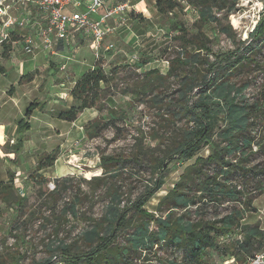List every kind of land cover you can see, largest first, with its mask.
Wrapping results in <instances>:
<instances>
[{"label":"rangeland","instance_id":"obj_1","mask_svg":"<svg viewBox=\"0 0 264 264\" xmlns=\"http://www.w3.org/2000/svg\"><path fill=\"white\" fill-rule=\"evenodd\" d=\"M120 1L123 0H114L108 7ZM192 1L194 4L190 0H178L180 6L172 14L158 15L153 0L139 2L131 0L133 6L126 12V23L120 26L125 32L123 31L120 38H114L117 27L107 35L103 39L97 56L87 40L81 43L82 47L77 51L78 54L75 53V57L72 49H65V57L61 61L64 66L65 62L71 63L75 58L80 59L81 54L85 52L89 56L87 61L90 66L92 62L94 64L101 59L106 72L110 73L112 70L115 72L111 90L102 98L100 106L83 110V113H80L73 122L55 118L57 111L62 110L65 103L52 104V101H64V97L69 94L72 82L82 72L71 68L60 70L56 68V64L46 66L44 60L40 58L36 68L24 74L31 73L32 76L24 77L19 81L20 84H26L29 87L25 86L27 95L20 97L19 103H16L15 100H8L9 96L5 91L9 90L8 93L11 94L15 87L19 86L16 69L11 65L16 58L14 56H17L21 50L18 49L11 56L10 52L13 51L11 44H7L10 45V50H6V45L3 48L0 46L3 49V51L0 50V115L9 108V113L13 114L12 120H15L14 117H18L21 112L23 114L32 101L40 100V105H43L42 108L33 110L34 118H31V127L18 133L14 132L11 140L9 139L2 147L4 153L0 150V155L4 156L3 159L0 158V169L4 172L2 174L0 172V180L5 178L7 180L8 171L12 172L13 195L22 199L21 206L12 201L8 203L0 201V264H40L44 259H50L52 264H69L70 262L63 261L59 249L52 250L51 243L54 244L58 240L66 243L70 247L71 254L89 251L83 234L93 224L99 222L102 223L101 234L108 229V223L104 217L109 211L111 198L115 193L119 196L118 209L128 210L125 216L127 224L115 230L117 235L115 242L107 251L112 264H128L124 259L126 257L132 264L146 262L166 264L169 260L184 264L183 250L167 243L155 245L150 252L132 249L126 250V253L121 252L123 247L128 245V238L135 232V227L140 221V215L131 209L132 203L145 193L152 186L156 176L162 173L161 188L143 206L146 211L153 213L156 217H164L170 212L172 218L185 213L190 219L203 216L205 219L212 220L236 207L244 211L242 223H258L264 228V152L257 151L254 145L259 141L264 145V111L251 119L248 126L246 134L252 139V154L242 158L247 170L236 169L224 177L221 174L223 165L221 162L204 165L208 175L216 173L219 180L229 185H236L237 189L241 190L239 202L226 199L221 203H214L202 199L196 205L190 204L186 208L173 209L170 202L160 203L167 193L178 187L187 166L194 165L198 157L204 158L209 155L215 142L220 146L226 144V141L221 139L225 128L221 119L215 123L211 138L192 158L175 156L172 159H166L169 161L168 164L158 174L152 173L149 168L132 163L117 169L113 164H110L106 170L101 167V156H129L134 151L136 139L141 138L144 147L148 145L153 147L159 138L157 134H161L160 127L163 126V116L167 115V103L171 97H178L176 82L182 71L167 78L163 83L156 82L151 92H141V85L149 79L153 81L155 75L163 77L171 61L184 55L180 31L174 28V22L181 23L186 31L185 36L201 31L208 39V50H199L202 60L194 63L198 71L199 85L203 83L205 76L212 81L227 77L237 87L245 86L240 95L244 104H253L263 99L264 43L249 54L253 60H245L234 68L221 69L217 76L216 73L215 75L207 73L204 65L206 58L209 62H215L223 53H229L238 48H242L241 52L247 51L244 49L245 43L240 41H250L248 34L260 16L261 0H203L207 1V5L211 8L208 16H214L215 21H211L210 18L201 20L199 12L204 9V6L198 5L200 0ZM11 13L15 15V11ZM108 24L112 27L116 26L109 22ZM226 24L233 29L231 36L221 30ZM257 42L254 41L252 46L255 47ZM110 43L113 47L105 50L104 47ZM17 46L15 45V48ZM187 51L191 54L198 52L195 46L191 45H187ZM53 58L56 63L60 60L58 57ZM138 63L142 66L138 67ZM151 72L153 73L148 76ZM34 78H36L35 82H31ZM201 86L193 90L192 101H196L199 95L203 94ZM21 89H19L20 93L18 90L14 99L21 95ZM157 94L163 98L162 103L156 104L152 100ZM110 111L117 117L118 130L109 127L98 136L87 137L83 130L84 124L96 118L107 119ZM186 123L187 120L182 119L177 121V126ZM2 141L3 135L0 143ZM55 149L58 151L57 161L37 171L36 165L40 157ZM154 153L157 152L154 150ZM223 154L226 161L234 162L236 160L234 158H239L228 151H224ZM3 160H8L5 166H3ZM7 165H10L11 169ZM115 171L119 175L112 177L111 174ZM38 175L46 177L45 184L38 182L36 179ZM94 177H100L101 180H95ZM50 183L54 185L53 188ZM183 191L189 196L196 197L200 194L193 181L183 187ZM248 199L252 201L251 210L243 204ZM150 225L154 223L151 222ZM230 237L237 239L240 235L239 233L229 234L219 237V240L226 242ZM205 257L208 262L215 263L221 261L224 256L212 249H207ZM146 258L148 260L144 262ZM102 262L103 260L101 264H106Z\"/></svg>","mask_w":264,"mask_h":264},{"label":"trees","instance_id":"obj_2","mask_svg":"<svg viewBox=\"0 0 264 264\" xmlns=\"http://www.w3.org/2000/svg\"><path fill=\"white\" fill-rule=\"evenodd\" d=\"M156 12L158 15L172 14L180 6L178 0H153ZM192 4L194 2L190 0ZM262 2V11L259 19L253 30L248 34L250 41H240L245 43L244 49L238 48L229 53H223L218 56L217 61L209 62L206 58L205 70L207 73H212L216 76L221 69L234 68L237 64L243 61L253 60L249 54L253 49H257L264 43V0ZM198 5L204 6L200 10L201 20L209 19L215 21L214 16L210 14V7L207 1L200 0ZM139 17L141 15L139 14ZM174 28L180 31V39L184 50V55H180L175 61H171L165 75H155L149 79L145 84L141 85V92L147 93L152 91V86L156 82L163 83L167 78L175 76L176 73L182 71L177 80L178 97H171L167 103V115L163 116V126H161V134L153 147H144L142 139H136L134 151L131 155L122 156H101V167L107 169L110 164H113L115 169L117 167H124L127 164H136L139 167H146L154 173L158 174L162 170V165L166 159L177 158H192L196 152L200 150L202 145L211 138L215 123L221 119L224 122L225 128L222 131L221 139L226 141V144L220 146L215 142L212 147V152L206 157H198L194 165L187 166L182 174V181L178 183V187L167 193L162 203H171V208H186L190 204L196 205L202 199L214 203H221L226 199L239 202L241 200V190L237 189L236 185H229L225 181L218 179L216 173L208 175L204 165L213 162H221V174L225 177L230 172L236 169L247 170L242 158H246L252 154L251 144L252 139L246 134L251 119L264 111V97L259 102L253 104H244L242 102V94L245 86H236L231 83L229 78L221 77L218 80H213L204 77L203 83L198 84V71L194 63L200 58L199 50H208V39L200 31L196 34L185 36V29L181 23L174 22ZM221 30L228 36H231L233 29L229 24L224 25ZM12 41L19 40L16 36L11 37ZM254 41H258L255 47L252 46ZM195 46L198 52L191 54L187 51V45ZM6 50H10V45L6 44ZM144 62H142L143 64ZM142 64H137L141 67ZM156 72V71H154ZM153 72L149 73L151 75ZM32 76V74L22 75L19 81L24 77ZM115 72L110 73L103 69L101 59L94 62L93 67L85 70L74 82L69 90V95L72 97L74 103L65 110L57 112V117L69 122L75 121L83 110L88 108H97L105 95L110 92L111 84L114 80ZM203 87L196 101H192V92L198 87ZM12 89V87L10 88ZM9 91V90H8ZM150 94V93H149ZM156 104L162 103L163 98L160 95L153 97ZM41 103L32 101L25 109L24 118L17 123V130H27L30 128L29 117L32 115L34 109L42 107ZM122 115V114H121ZM182 119L187 120L186 124L177 126V121ZM117 117L114 112H109L107 119H92L83 126V130L87 137L98 136L102 131L109 127L118 130L116 123ZM190 122L192 123L190 125ZM2 137V129L0 127V139ZM262 142H256L254 145L257 151L264 152V145ZM151 150L152 152L148 151ZM155 152L157 153H154ZM224 151L234 153L236 159L234 162L226 161L224 159ZM152 156V157H150ZM58 157L57 149L49 153L43 154L37 165L36 170L49 167L54 164ZM241 159V160H240ZM164 169V168H163ZM249 170V169H248ZM263 172V170H261ZM39 174V173H38ZM163 174V173H162ZM157 175L151 187L145 193L140 195L131 205V209L140 215V221L135 227V232L128 238V245L123 247L122 253L126 250L132 249L147 250L150 252L153 247L159 243H167L174 248L183 250L182 261L184 264H192L197 262L199 264H212L206 260L207 249H212L216 253L223 255V259L234 256L237 262H243L249 256L259 251L264 247V228L260 227L258 223L247 224L242 223L244 218L243 209L233 207L227 213L211 219H205L199 216L196 219H190L185 213L178 217H173L169 212L166 216H155L153 213L146 211L143 206L147 200L157 192L162 184L163 177ZM117 171L111 174L112 177L118 176ZM95 180H101L100 177H94ZM13 173L8 171L7 180L0 181V201L8 203L12 201L21 206V197L13 195ZM38 182L45 184L46 177L38 175L36 177ZM195 182L199 195L189 196L183 191L189 182ZM263 187V185H262ZM261 187V190H263ZM119 196L117 193L112 195V203L109 206V211L104 219L108 223V229L101 234L102 223H95L92 227L86 230L83 234L84 241L89 247V251L82 254H71L69 245L58 240L54 244L52 250L59 249L62 254L63 261L69 264H112L108 258L109 247L115 242V230L124 227L127 224L126 211L119 210L117 207ZM251 200L243 202L248 210L250 209ZM72 208L74 206H71ZM130 210V208H129ZM154 223V225H150ZM116 225L118 227H116ZM239 233L240 238L234 239L230 237L226 242H221L219 237H225L229 234ZM107 252V253H106ZM125 262L132 264L128 258H124ZM222 259V260H223ZM148 259L146 258L144 262ZM86 263V264H87ZM40 264H52L50 259H44ZM142 264V263H141ZM151 264V263H143ZM159 264H165L160 262ZM166 264H177L175 260L167 261Z\"/></svg>","mask_w":264,"mask_h":264},{"label":"built area","instance_id":"obj_3","mask_svg":"<svg viewBox=\"0 0 264 264\" xmlns=\"http://www.w3.org/2000/svg\"><path fill=\"white\" fill-rule=\"evenodd\" d=\"M260 3L259 13L262 10ZM132 6L131 0L116 2L110 8L106 6L105 0H0V46L15 43L11 37L19 29L25 31L21 36L25 52L33 53L41 48L53 53L65 45L70 49V33L75 31L92 39L97 56L103 39L115 30L108 24L109 20L117 19L118 24H123L126 12ZM13 7H30L38 19V25L31 21L29 14H19L17 10L13 15ZM100 8H103L101 13ZM111 47L112 43L104 49L109 50ZM62 68L64 65H61ZM51 185L53 188L54 185ZM212 264H264V247L240 263L231 256Z\"/></svg>","mask_w":264,"mask_h":264},{"label":"crops","instance_id":"obj_4","mask_svg":"<svg viewBox=\"0 0 264 264\" xmlns=\"http://www.w3.org/2000/svg\"><path fill=\"white\" fill-rule=\"evenodd\" d=\"M114 0H105V2H106V6H108L110 3H112ZM116 1V0H115ZM139 1H141V0H138V2ZM17 10H18V13L19 14H29L30 16H31V21H33L34 22V24L37 26L38 25V19H37V17H36V15H34V12H33V10H30V7H13V10L12 11H15V13L17 12ZM101 12H103V8H100L99 9V13H101ZM126 18H127V15L125 16V21H124V24L126 23ZM109 23H111V24H114V25H116L115 26V30L117 29V27H118V29L116 30V32H115V34H114V38H120L121 37V34L123 33V31L125 32V30H122V28L120 27V26H122L121 24H118V20L117 19H111V20H109ZM28 31V30H27ZM16 33V34H15ZM15 33L13 34V36H16L17 38H19V40H15V43H12L11 45L13 46V51H11L10 53H11V56L14 54V52L16 53V51H18V49H20L21 50V52H19L18 54H17V56H14V57H16L15 58V60H13L12 61V65H11V67L12 68H15L16 69V77H19L18 79H17V84L19 85L18 87H15V89H14V91L10 94V93H8V91H5L6 92V94L9 96H7L8 97V100H15L16 101V103H19V98L20 97H24V96H26L27 94H26V87L25 86H27V87H29V85H26V84H20L19 83V80H20V77L22 76V75H24L26 72H30V71H32L33 69H35L36 68V66L39 64L38 63V61H39V59L41 58V60H44V62H45V65L46 66H49V65H51V64H53V65H55V66H57L56 68H59L60 70H65L66 68L68 69V68H71V69H74V70H78V71H80V72H84L85 70H87L88 68H91V67H93V62H92V65L90 66L89 65V61H87V58H89V56L88 55H86V53L85 52H83L82 54H81V57H80V59H77V58H75L71 63H68V62H65V66H64V68L63 69H61V65H62V63H61V61H62V59H63V57H65L64 55H65V53H64V51H65V49L66 48H68V46L67 45H65L64 46V48L62 49V48H59V49H57L56 51H54L53 53H50V55H49V53L48 52H46V51H43V49H38V50H36V51H34L33 53H27V52H25L24 50H23V48H22V41H21V36L25 33V31H23V30H18V29H16L15 30ZM70 36H71V40H70V46H69V48L71 49H73L72 51H74L73 52V55H74V57H75V53L78 51V50H80V48L82 47V42L83 41H86L87 40V42H88V44L90 45V47H93V42H92V39L88 36V35H82V34H80V33H77V32H75V31H72L71 33H70ZM85 38H87V39H85ZM15 45H18L17 46V48H15ZM4 46H2V48H3ZM0 50H2L3 51V49H1V47H0ZM25 54V55H24ZM77 54H78V52H77ZM53 57H58L60 60H59V62L58 63H56V62H54V58ZM65 59V58H64ZM71 59V58H70ZM70 62V61H69ZM64 63V62H63ZM3 70V73H5V70L4 69H2ZM35 80H36V78H34L31 82H35ZM30 82V83H31ZM74 82H75V80L72 82V85L74 84ZM14 86V85H13ZM20 88H22L21 89V95H19L18 96V98L17 99H14L15 98V95H16V93H18V90L20 89ZM3 89V88H2ZM19 93H20V90H19ZM17 96V95H16ZM11 98V99H10ZM37 102H39L40 103V100L39 101H37ZM57 102H58V104H62V103H65L64 105H63V109L62 110H65V109H67V108H69V106L70 105H72L74 102L72 101V97L69 95V94H67L66 95V97H64V101H55V100H53L52 101V104H57ZM43 107V106H42ZM41 107V108H42ZM60 111V110H59ZM10 112V109L9 108H7V109H5V111L3 112V114L2 115H0V126L2 127V135H3V141L0 143V150L4 153V151L2 150L3 148V146H4V144L10 139V138H12V134L14 133V132H16V133H18V130H17V123H18V121L20 120V119H22V118H24V113L22 114V112L21 113H19L20 115L17 117V116H15L14 117V119L15 120H12V118H11V116L13 115V114H11V113H9ZM58 112V111H57ZM83 113V112H82ZM19 117H21L20 119H18ZM33 117V115H31L30 116V121H29V119H28V121H29V125H31L32 124V118ZM17 118V119H16ZM34 118V117H33ZM55 118H58L57 117V113H56V117ZM76 121V120H75ZM31 127V126H30ZM11 140V139H10ZM3 157L4 156H1L0 155V158H2L3 159ZM8 159V158H7ZM8 160H12V159H8ZM7 160V161H8ZM7 161H2L3 162V166H5L6 165V163H7ZM57 161V160H56ZM55 161V162H56ZM8 164H9V162H8ZM3 166H2V168H3ZM7 167L9 168V169H11L10 168V165H7ZM1 170V169H0ZM1 172V174L2 173H4L3 172V170H1L0 171ZM1 179V178H0ZM6 179V178H5ZM5 179H3V180H0V181H5Z\"/></svg>","mask_w":264,"mask_h":264},{"label":"water","instance_id":"obj_5","mask_svg":"<svg viewBox=\"0 0 264 264\" xmlns=\"http://www.w3.org/2000/svg\"><path fill=\"white\" fill-rule=\"evenodd\" d=\"M168 160L164 161L163 165H162V169L168 164Z\"/></svg>","mask_w":264,"mask_h":264}]
</instances>
